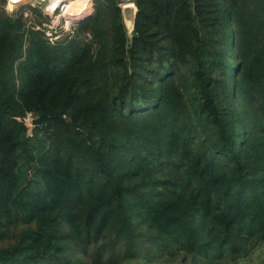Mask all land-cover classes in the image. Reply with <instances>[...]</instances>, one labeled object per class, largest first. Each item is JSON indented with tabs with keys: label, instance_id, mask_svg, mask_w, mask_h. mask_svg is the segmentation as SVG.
I'll list each match as a JSON object with an SVG mask.
<instances>
[{
	"label": "trees",
	"instance_id": "1",
	"mask_svg": "<svg viewBox=\"0 0 264 264\" xmlns=\"http://www.w3.org/2000/svg\"><path fill=\"white\" fill-rule=\"evenodd\" d=\"M5 5L0 264L131 255L139 225L177 264L264 241V0H93L53 43Z\"/></svg>",
	"mask_w": 264,
	"mask_h": 264
},
{
	"label": "rangeland",
	"instance_id": "2",
	"mask_svg": "<svg viewBox=\"0 0 264 264\" xmlns=\"http://www.w3.org/2000/svg\"><path fill=\"white\" fill-rule=\"evenodd\" d=\"M25 1H26L25 4L30 5V2L28 0H22L21 2H25ZM124 3L127 2H123L122 5ZM34 6H41V5L35 3ZM13 9L14 8H10V9L7 8L6 10L10 12ZM92 9H93V0H90L87 6L85 7V9L81 13L75 16H69L66 14L61 15L62 12L59 9L56 12V14H58L57 18L54 19L50 18L49 22L43 24L46 28L48 27V25L54 26L56 28L65 26L67 28H70V30H72L73 32V30L75 29L74 23L76 22L74 20L75 17L91 12ZM23 15L26 18L30 19L31 21L33 18H35V16L31 12L26 10L23 11ZM65 19H67V22H65L66 21ZM53 28H51V31H53ZM135 232L139 234L138 237L136 238V244L138 249L135 253L131 255L121 253L120 251L126 243L124 240H121L119 244L116 245L115 252H111V251L109 252L116 254L113 255L116 256L113 257L115 259H111L110 255L108 257L107 253H104L103 257L99 261H95L94 252L91 251L89 252V255H82V254H78L77 252H75L74 254L76 256H79V258H81L85 264H112L114 262L116 264H177L181 259H183L184 253L181 251H177L176 248L171 247L165 250V249H158L157 247H155L153 243H151V241H149L148 239V237L151 234H155V233L153 231H149V229H147L145 226L139 225L137 229H135ZM12 234H14V232H12L10 235ZM144 236H147L146 240H143ZM233 240L236 244H241L240 248L235 252H230L228 250L227 253L230 254V256H226V260L222 261L219 264H262L264 259V241H261V239H257L254 242H252V240L250 242H246V241H239L236 238H234ZM103 242H105V240H103L102 243Z\"/></svg>",
	"mask_w": 264,
	"mask_h": 264
},
{
	"label": "built area",
	"instance_id": "3",
	"mask_svg": "<svg viewBox=\"0 0 264 264\" xmlns=\"http://www.w3.org/2000/svg\"><path fill=\"white\" fill-rule=\"evenodd\" d=\"M21 1L22 0H18V1L6 0V4L7 5H5V7L8 6V4H11L13 7L15 5L23 4ZM28 1L30 2V4L32 6H34L35 3L40 4V5L43 4V8H44L45 12L47 14H49L51 16V18L54 19V18L58 17V14H56V12L59 9L62 12L61 15H63V9H65V7L67 6L69 0H61L60 2H59V0H28ZM69 16H75V15L69 14ZM65 20H66L65 22H67V19H65ZM73 22H75V21H73ZM53 27L54 26L48 25V27L44 31L46 36L48 37V40L51 43H53L55 40H57L62 35L63 32H67V33H71L72 32V30H70V28H67L65 26L64 27L61 26V27H58V28H56V27L53 28ZM51 28H53V31H51ZM33 117L34 116H33L32 112H27L25 114V116L20 118V120L23 121L26 126L30 127V126H32Z\"/></svg>",
	"mask_w": 264,
	"mask_h": 264
},
{
	"label": "water",
	"instance_id": "4",
	"mask_svg": "<svg viewBox=\"0 0 264 264\" xmlns=\"http://www.w3.org/2000/svg\"><path fill=\"white\" fill-rule=\"evenodd\" d=\"M136 11L137 8L133 2H127L121 6L123 22L129 36L131 35L134 27Z\"/></svg>",
	"mask_w": 264,
	"mask_h": 264
},
{
	"label": "bare ground",
	"instance_id": "5",
	"mask_svg": "<svg viewBox=\"0 0 264 264\" xmlns=\"http://www.w3.org/2000/svg\"><path fill=\"white\" fill-rule=\"evenodd\" d=\"M15 1H18V0H15ZM60 1L61 0H59V2ZM89 1L90 0H69L67 6L65 7V9H63V14L77 15L85 9Z\"/></svg>",
	"mask_w": 264,
	"mask_h": 264
},
{
	"label": "crops",
	"instance_id": "6",
	"mask_svg": "<svg viewBox=\"0 0 264 264\" xmlns=\"http://www.w3.org/2000/svg\"><path fill=\"white\" fill-rule=\"evenodd\" d=\"M22 3L24 4V3H26V2H22ZM19 5H20V4H19ZM16 7H18V5H15V6L13 7V6H11V4H8V6H6L5 8H6V9H7V8H8V9H10V8H14V9H15ZM34 7H35V6H34ZM36 7H37V8H40L43 14H45V15H47L49 18H51V16H50L49 14H46V12H45V10H44V8H43L42 5H41V6H36ZM14 9H13V10H14ZM13 10H11V11H13ZM11 11H10V12H11Z\"/></svg>",
	"mask_w": 264,
	"mask_h": 264
}]
</instances>
